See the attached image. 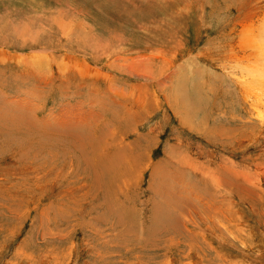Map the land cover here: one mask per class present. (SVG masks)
Segmentation results:
<instances>
[{
  "label": "rangeland",
  "instance_id": "374dc122",
  "mask_svg": "<svg viewBox=\"0 0 264 264\" xmlns=\"http://www.w3.org/2000/svg\"><path fill=\"white\" fill-rule=\"evenodd\" d=\"M0 264H264V0H0Z\"/></svg>",
  "mask_w": 264,
  "mask_h": 264
},
{
  "label": "bare ground",
  "instance_id": "6f19581e",
  "mask_svg": "<svg viewBox=\"0 0 264 264\" xmlns=\"http://www.w3.org/2000/svg\"><path fill=\"white\" fill-rule=\"evenodd\" d=\"M149 77H151V75H149Z\"/></svg>",
  "mask_w": 264,
  "mask_h": 264
}]
</instances>
